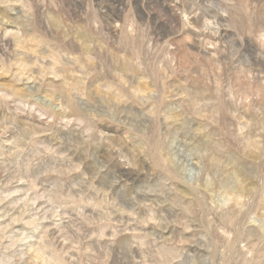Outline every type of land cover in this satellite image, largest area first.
Instances as JSON below:
<instances>
[{
  "label": "clouds",
  "instance_id": "1",
  "mask_svg": "<svg viewBox=\"0 0 264 264\" xmlns=\"http://www.w3.org/2000/svg\"><path fill=\"white\" fill-rule=\"evenodd\" d=\"M121 2L0 0V264H264V0Z\"/></svg>",
  "mask_w": 264,
  "mask_h": 264
},
{
  "label": "rangeland",
  "instance_id": "2",
  "mask_svg": "<svg viewBox=\"0 0 264 264\" xmlns=\"http://www.w3.org/2000/svg\"><path fill=\"white\" fill-rule=\"evenodd\" d=\"M89 7H95L97 9H100L102 7L103 10L99 12L101 18L107 17L110 19H114L117 22L116 25L117 29L119 27V23L123 21V12H121V8H124L125 11L127 9V6L123 5L121 0H113L111 6H109L108 4H104L103 6H101L98 0H92L91 4L89 3V0H64L63 6L61 7L60 11L64 13L69 23L76 26V28H79L85 23V18L83 16V13H85ZM145 7L150 9L152 7H156V5L155 4L146 5ZM137 11L143 13L144 15H147V13L144 12L143 8H140L139 6H137ZM166 11L170 12L171 10L166 9ZM153 15H155V13H153ZM5 19H8V17H5ZM8 27L11 28L12 25H8ZM104 39L110 40L111 34L106 32ZM65 44L66 47H68V49L70 51H73L74 53H78L82 49L81 41L76 37L67 40ZM102 59H105L107 62H110V58L107 57L106 55L102 57ZM168 103L169 105H175L177 102L174 100H169ZM206 115L207 113H203L201 114L200 117H198V119L203 118V116ZM239 163H240V169L243 172L247 170L251 161L248 159H241ZM185 195H187V193H185Z\"/></svg>",
  "mask_w": 264,
  "mask_h": 264
}]
</instances>
